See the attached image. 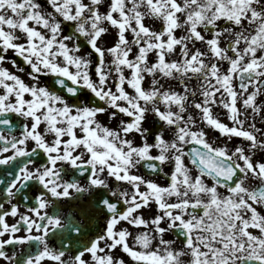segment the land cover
Here are the masks:
<instances>
[{
    "label": "snow or ice",
    "instance_id": "6c2138e0",
    "mask_svg": "<svg viewBox=\"0 0 264 264\" xmlns=\"http://www.w3.org/2000/svg\"><path fill=\"white\" fill-rule=\"evenodd\" d=\"M0 264H264V0H0Z\"/></svg>",
    "mask_w": 264,
    "mask_h": 264
},
{
    "label": "flooded vegetation",
    "instance_id": "af4514ba",
    "mask_svg": "<svg viewBox=\"0 0 264 264\" xmlns=\"http://www.w3.org/2000/svg\"><path fill=\"white\" fill-rule=\"evenodd\" d=\"M6 66H8L11 70H14V71H15V69H13L12 66H11L10 64H8V65H6ZM217 114L220 115V118H221V119H223V120H225V122H227V120H226V116H225L223 113H221L219 110H217ZM209 135H210V138L213 139V140H215L217 144H221V143L224 142L223 138L216 139V137H217L218 134L215 133V132H210ZM235 142H239V141H235ZM230 146H231V145H230ZM5 207H7V205H5ZM9 219L11 220V218H9ZM177 243L179 244V242H177Z\"/></svg>",
    "mask_w": 264,
    "mask_h": 264
}]
</instances>
